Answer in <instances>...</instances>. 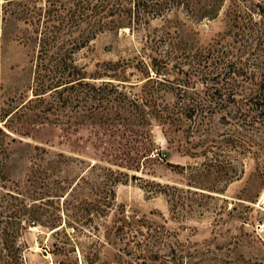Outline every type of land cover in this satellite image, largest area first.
I'll use <instances>...</instances> for the list:
<instances>
[{
  "label": "rangeland",
  "instance_id": "rangeland-1",
  "mask_svg": "<svg viewBox=\"0 0 264 264\" xmlns=\"http://www.w3.org/2000/svg\"><path fill=\"white\" fill-rule=\"evenodd\" d=\"M5 2L0 0V211L19 210L11 231L18 232L13 240L23 253L21 264H264V124L223 125L226 101L218 95L200 135L185 130L189 119L174 135L158 122L139 120L125 139L114 133L121 135L123 126L103 131L93 121L67 132L51 124L50 92L42 107L36 100L25 104L35 93L37 42L26 37L23 17L3 19ZM259 3L264 1L225 0L217 15L201 19L177 7L98 33L74 59L93 81L112 80L129 97L152 91V100L173 104L178 84L193 77L195 90L182 100L196 102L199 94L207 101L197 63L180 62L190 61L198 47L214 46L212 81L228 88L229 77L217 75L227 57L218 49L234 42L233 14L243 10L242 20H260L249 10ZM111 62L116 70L106 72ZM112 133L125 163L90 144L95 135L107 141ZM229 135L234 143L225 141ZM248 137L255 142L249 151ZM109 195L114 200L104 213Z\"/></svg>",
  "mask_w": 264,
  "mask_h": 264
},
{
  "label": "trees",
  "instance_id": "trees-1",
  "mask_svg": "<svg viewBox=\"0 0 264 264\" xmlns=\"http://www.w3.org/2000/svg\"><path fill=\"white\" fill-rule=\"evenodd\" d=\"M224 1L46 0L44 6H37L31 4L30 0H6L3 6V19L6 20V16L11 14L23 17L27 23L26 37L37 42L35 93L25 104L36 100L42 107L45 96L50 92L51 101L47 109L51 111V124H59L67 132L75 130L88 121L100 123L98 129L103 131L106 130L107 125H110L112 129L121 125L124 129L121 135L119 131L114 133L124 136L125 139L132 136L134 133L132 126L138 120L143 123L149 122V124L158 122L167 131V135H174L182 130L183 119H189L193 123L185 130L200 135L207 129L203 127L202 122L205 117L210 118L214 112L216 104L214 98L219 95L221 98L225 97L224 105L227 108L224 109L223 125L228 126L231 120H236L242 127H260L264 124V3L256 4V8L249 9L252 14L257 13L260 20L248 22L245 19L242 20L247 15L243 10H238L230 18L234 42L223 44L221 49H218L227 57L224 59L223 56L222 66H219L222 69L217 72V75L220 74L226 79L229 77L228 88L213 84L214 71L211 59L214 57L213 51L216 50L214 46L198 47L190 51L188 55L190 61L180 62V64L188 62L192 66H194L193 63H197L194 68L198 70V73L195 74H200L202 84L206 83L207 101H201L202 97L199 94L196 102L182 100L184 97H190L195 90L194 85L197 83L193 77H188L184 83L178 84L176 100L173 104H161L152 100L150 98L153 95L152 91L147 93V96L140 97L132 94V97H129L126 93L118 92L119 85L112 80H103L100 83L93 81L91 79L93 77L86 76L85 67L79 66L74 59L77 49L82 48L98 33L105 30L120 29L126 25L132 27L134 22H146L151 17L163 16L177 7L184 8L197 19L214 17L219 13ZM12 4L16 7L9 11L8 6ZM105 68L106 72L111 69L116 70V63L111 62ZM183 68L182 66V71ZM244 77L249 80L241 84V78ZM147 78L149 81L154 79L151 76ZM162 80L157 81L163 84L170 82L169 79ZM152 89L157 90L158 87ZM240 91L242 100H237ZM116 135L107 134L110 137L107 141L102 135H95L94 142L90 144L95 148L103 147L104 151L101 152L104 156H111L119 164L125 163L126 159L117 153L121 152L120 149L115 147ZM233 139L229 135L225 141L234 143ZM248 139L246 140L249 146L246 148L247 151L255 146L254 138L248 137ZM107 144L109 147H105ZM115 150L118 151L114 152ZM202 152L206 155L209 150L206 148ZM162 156L166 157V154L162 153ZM95 165L96 162L93 163V167ZM169 195L174 197L173 193ZM110 200L109 195L102 202V212L105 213L111 209L109 204L114 198ZM17 213L19 210L14 209L12 214L5 216L4 210L0 211V264H21L24 259L19 245L13 240L18 236V232L11 231L15 223L19 221Z\"/></svg>",
  "mask_w": 264,
  "mask_h": 264
}]
</instances>
